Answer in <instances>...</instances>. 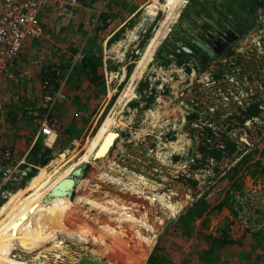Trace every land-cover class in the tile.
Segmentation results:
<instances>
[{
  "label": "rangeland",
  "instance_id": "374dc122",
  "mask_svg": "<svg viewBox=\"0 0 264 264\" xmlns=\"http://www.w3.org/2000/svg\"><path fill=\"white\" fill-rule=\"evenodd\" d=\"M167 2L78 0L67 15L48 6L39 17L44 34L28 37L21 66L0 76V97L8 98L0 110V139L16 158L25 159L20 182L0 192V218L11 204L10 192L24 191L41 169L72 166L99 132L89 158L58 185L57 196L68 201L67 216L59 218L72 226L51 221L42 210L24 215L26 222L37 224L38 235L19 240L0 234V264H62L67 250L73 262L81 255H97L106 264H264L262 169L255 175L237 173L238 199L230 198L237 213L228 205L217 207L236 179L227 177V171L244 152L252 151L251 161L260 158L264 167V13L247 31L232 28V39L221 51H191L190 69L168 48L193 40L212 48L208 33L217 34L223 23L196 0H177L171 11ZM89 44L102 54L105 92L102 83L73 77ZM199 60L207 67L199 69ZM221 69L228 73L215 80L212 74ZM20 70H25L23 80L16 79ZM253 94L261 112L243 122L234 113ZM44 121L56 131L51 145L43 140ZM206 125L214 132L208 138L212 146L219 141L225 148L221 136L226 134L237 148L199 161ZM201 201L198 217L181 220ZM117 228L137 234L126 254L110 244L120 261L93 249L103 247L102 239L114 237L109 229ZM80 232L87 235L86 242L81 236L75 239ZM224 234L235 241L217 243L210 251L214 237Z\"/></svg>",
  "mask_w": 264,
  "mask_h": 264
},
{
  "label": "trees",
  "instance_id": "16d2710c",
  "mask_svg": "<svg viewBox=\"0 0 264 264\" xmlns=\"http://www.w3.org/2000/svg\"><path fill=\"white\" fill-rule=\"evenodd\" d=\"M201 10H203L205 13H209L212 15L211 12H216L215 17L216 20H220L223 25L219 26L218 29L221 31H224L225 28L231 27V26H238L242 24L245 31L249 30L253 26H255L256 21H258L259 16L261 13H264V0H196ZM197 12H200V10H197ZM207 23H209L210 19L206 20ZM211 22V21H210ZM213 27V26H210ZM208 28V26L206 27ZM93 48V46H92ZM92 48H87L85 58L83 61L77 65L73 71V77L75 76V80H80L82 76L85 77V80L91 81L92 83H102L103 85V92L106 90L105 82L103 81V71L102 66L103 64V58L102 54L99 51H93ZM168 52L174 53L177 56V59L179 60L180 64H185L186 67L191 69V66L187 64L192 57L190 56V52L185 50L182 46H175L172 45L168 48ZM98 52V53H95ZM165 58V56L163 55ZM166 59V58H165ZM194 65L197 63H194L195 61H192ZM190 63V62H189ZM200 64V65H199ZM199 69H203L207 67V63H203L201 60H199L198 63ZM228 71H225L224 69H221L220 71H216L212 74L213 78L216 80V78H219L220 76L226 75ZM253 97L251 101L248 104H244L240 106L239 112L234 113V116L239 118L241 121L245 122L248 118H252L255 116H258L261 112V102L258 100V97H256L255 94H253ZM195 116H198V112H194ZM205 132L209 135H202L201 134V142L199 143V148L201 150L202 155L200 157H197L199 161L202 159H205V157H208L209 155H215L216 157H219V155L223 152V150H228L229 153L234 151L238 143L232 139H230L226 134H223L222 142L226 145V147L223 148L221 146H218L217 142H213V146L211 141L208 139L210 137H214V132L211 130V128L206 125ZM41 141H38L32 149V155L37 152L38 147H40ZM255 149L258 150L259 147L255 146ZM264 152V147L263 151ZM243 153L242 149H239L238 154ZM178 155V154H177ZM175 155L176 157H179ZM254 156L252 155V151H247L242 154V156L238 159V161L233 165L230 169H228L226 176L230 179H233L236 177V179L231 184L230 188L227 190L226 197L223 198L218 204L217 207H222L224 205H228L233 211H236L237 208L234 206L233 202L230 200L231 197L235 199V201L238 199L237 194L235 193V189L240 187V180L238 179L237 173L241 170L242 174L245 172H249L252 175H255L259 169H262L261 173L264 172V167L261 164L260 158L256 159L255 161H251V159ZM38 158H35V160ZM196 165H198L196 163ZM34 174V170L31 172V175ZM238 179V180H237ZM243 192V191H242ZM241 192V193H242ZM240 193V194H241ZM203 204L204 202L201 201L199 204L191 207L186 213L182 214L181 220H191L195 219L202 213L203 210ZM237 204L239 208L242 206V202L237 201ZM237 213V211L235 212ZM249 231L245 233L244 236H248L247 234ZM214 242L212 244V247L210 251L213 250V247L218 244L220 245H226L227 243H233L235 240L231 239L229 234H224L223 236L214 237ZM259 243V242H257ZM211 255V254H210ZM156 254L154 253L152 255V258H155ZM215 258L213 259L210 257V261L213 262ZM209 261V260H208Z\"/></svg>",
  "mask_w": 264,
  "mask_h": 264
},
{
  "label": "bare ground",
  "instance_id": "6f19581e",
  "mask_svg": "<svg viewBox=\"0 0 264 264\" xmlns=\"http://www.w3.org/2000/svg\"><path fill=\"white\" fill-rule=\"evenodd\" d=\"M176 2H177V0H168L167 3L170 5V11L173 9ZM170 11H169V13H170ZM112 119H114V117L108 118L106 121H110ZM98 136H99V132L96 133L95 137H93L92 140L85 147V149H86L85 153L82 156H80L79 159L72 164V166H69L67 168V164H64V165H62V168H60V169L57 168L55 171H51V172H46L45 170L41 169L40 172L33 179V181H31L30 184L26 188H24V191L18 193L16 196L12 192H10L8 198H9V200H11V204L8 207V209L6 210V212L4 213V215H2V217L0 218V234L2 236L6 237V238L13 237V238H16L19 240H25L26 238H31L32 237L31 235H34V237L36 235H38L39 228L36 227L37 224H33L32 219L30 218L31 223L33 224V226H31L29 219H28V222H29L28 223L23 218L24 215L27 216L26 218H29L30 212H33L35 210L44 211L45 214L51 216V219H52L51 221H53V222H56V223L59 222V224H60V222H66V224H64V226H66V228H67V224H68V226L69 225L72 226V223H70L69 221L63 220L62 218H59V214H65L67 216V210H68L67 209V202L68 201H63L61 195L57 196L58 185L63 183L65 180H67L68 177L71 176L70 172L73 171L74 166L77 167L80 162H83L89 158L92 151L94 150L95 145L97 144ZM50 137H53V133L50 135ZM30 191H32V193L28 194L29 197H26L25 199H23L22 196L24 194H26L27 192H30ZM172 207L174 208V206H172ZM19 210H22V212L20 211V214L18 213ZM76 222H78V221H76ZM47 226H48V224H47ZM62 226H63V224H62ZM25 228L28 229L29 232L23 233L22 231ZM45 229H47V228H45ZM117 229L118 230H115V231H112L109 229V233L111 232L112 234H114V237H112V235L110 236L108 234V236H106L104 239H102V242H103L102 246L103 247H93V249H95L99 253L108 254V255H110L111 258H114V259L120 261V257L118 256L120 254L116 253L115 247H113L110 244L119 245L120 247L123 248V251L126 254V253H128L129 248H131V249L133 248L131 245L134 243L133 239H135V238L132 235L134 232L131 234L127 230L120 229V228H117ZM25 231H27V230H25ZM62 231H63V229H62ZM28 235H30L31 237ZM135 235H137V234H135ZM80 236L82 238H84L85 240L80 239ZM118 236H120V237H118ZM116 237H118V238L116 240H114V238H116ZM75 239H77V240L80 239L81 241L83 240L84 242H86L88 237L86 234H84V233L81 234V232H80L79 234H77V237ZM138 240H140V239L136 238V241H138ZM89 256H93V255H89Z\"/></svg>",
  "mask_w": 264,
  "mask_h": 264
},
{
  "label": "built area",
  "instance_id": "2783aa9c",
  "mask_svg": "<svg viewBox=\"0 0 264 264\" xmlns=\"http://www.w3.org/2000/svg\"><path fill=\"white\" fill-rule=\"evenodd\" d=\"M78 0H0V76L11 69L20 67V54L25 40L28 37L44 34L43 27L39 23L40 12L51 6L57 8L62 15L69 14V5L76 4ZM25 70H20L16 79L23 80ZM12 75V74H11ZM49 84V79L44 80V87ZM64 96V93H60ZM51 97L46 94L45 99ZM7 96L0 97V110L3 103L7 102ZM43 140L51 145L56 137V131L47 121L41 126ZM53 133V137H50ZM24 157L16 158L10 146L0 139V192H4L12 185H16L22 179L25 171L22 163Z\"/></svg>",
  "mask_w": 264,
  "mask_h": 264
},
{
  "label": "water",
  "instance_id": "95a60500",
  "mask_svg": "<svg viewBox=\"0 0 264 264\" xmlns=\"http://www.w3.org/2000/svg\"><path fill=\"white\" fill-rule=\"evenodd\" d=\"M239 30H240V33L243 32L242 25H239ZM233 33H234L233 31H230L229 35H227L226 38H223L219 42L216 41V45L214 47L215 49L210 48L201 40H197V44L205 48V50L210 55H213L216 51H221V49L228 43V41L232 39L230 36H232ZM217 44H221L220 47H218ZM183 48L189 52L192 51V48L186 45H184ZM205 59H207V56H205ZM70 254L71 253L67 250V253H66L67 260L63 261L62 264H106V262L101 257L95 256V255L93 256L81 255L79 257H75L77 259H74L75 261L73 262L72 255Z\"/></svg>",
  "mask_w": 264,
  "mask_h": 264
},
{
  "label": "flooded vegetation",
  "instance_id": "af4514ba",
  "mask_svg": "<svg viewBox=\"0 0 264 264\" xmlns=\"http://www.w3.org/2000/svg\"><path fill=\"white\" fill-rule=\"evenodd\" d=\"M232 28H236V29H239V27H236V26H231L230 28L226 29L225 31H221L219 29H216V31L218 32L217 34H214V33H211L209 32L208 33V36L210 38V40H207L211 45H212V48L215 47L216 45V41H220L222 40L223 38H226L227 35H229V32L231 31ZM221 44H217L218 47H220ZM188 47L192 48V51L193 52H197L199 51V49L203 48L202 46L198 45L197 44V40H193V42H188L187 45ZM224 48V47H223ZM226 48V47H225ZM204 49V48H203ZM215 49V48H214ZM222 50V49H221ZM207 52V51H206ZM208 53V52H207ZM198 56H202V54H199L197 53Z\"/></svg>",
  "mask_w": 264,
  "mask_h": 264
},
{
  "label": "crops",
  "instance_id": "0c3cea01",
  "mask_svg": "<svg viewBox=\"0 0 264 264\" xmlns=\"http://www.w3.org/2000/svg\"><path fill=\"white\" fill-rule=\"evenodd\" d=\"M44 11H45V10H42V11L40 12V16L44 13Z\"/></svg>",
  "mask_w": 264,
  "mask_h": 264
}]
</instances>
